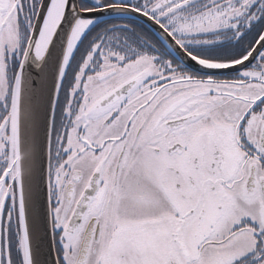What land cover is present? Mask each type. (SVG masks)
<instances>
[{
  "label": "snow or ice",
  "instance_id": "snow-or-ice-1",
  "mask_svg": "<svg viewBox=\"0 0 264 264\" xmlns=\"http://www.w3.org/2000/svg\"><path fill=\"white\" fill-rule=\"evenodd\" d=\"M0 264H264V0H0Z\"/></svg>",
  "mask_w": 264,
  "mask_h": 264
}]
</instances>
